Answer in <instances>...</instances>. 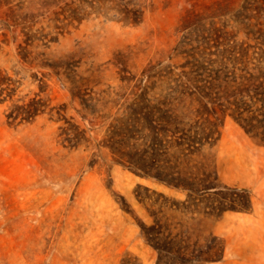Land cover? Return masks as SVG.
<instances>
[{"label":"rangeland","instance_id":"374dc122","mask_svg":"<svg viewBox=\"0 0 264 264\" xmlns=\"http://www.w3.org/2000/svg\"><path fill=\"white\" fill-rule=\"evenodd\" d=\"M124 5L139 8L141 20H123ZM262 29L263 0H0V71L13 98L38 96L47 106L14 124L10 101L0 102V264H154L140 230L153 223L150 211L174 232L224 245L220 260L203 264H264V143L231 115L221 116L212 144L179 165L215 173L223 197L211 190L188 199L98 145L140 93L151 104L164 99L166 78L145 69L170 66L169 78L197 61L213 68L216 52L240 43L256 61ZM49 108L85 128L88 141L64 142ZM139 185L150 200H137ZM152 191L167 202L159 207ZM221 202L233 208L209 212Z\"/></svg>","mask_w":264,"mask_h":264},{"label":"trees","instance_id":"16d2710c","mask_svg":"<svg viewBox=\"0 0 264 264\" xmlns=\"http://www.w3.org/2000/svg\"><path fill=\"white\" fill-rule=\"evenodd\" d=\"M98 3L89 2L90 5ZM121 11V18L127 22L136 23L142 18L139 8L125 6ZM217 30L214 28V32ZM259 35L264 39V29ZM259 45L263 47H259L256 61H252L249 46L240 43L216 52L217 57L207 63L216 64L213 68L197 61L196 69L190 67L169 78L166 74H171L170 66L165 73L153 68L145 69L143 75L149 78L160 75L166 78L168 88L164 99L151 104L148 92L140 93L134 107L129 106L127 113L118 117L117 123L111 124L98 145L108 148L116 160L140 176L187 191L188 199L204 197L211 190L223 197L216 192L215 173L202 171L195 174L179 165L202 146L216 140L219 121L226 114L264 143V40ZM14 92L11 78L0 71V102L10 101L5 114L10 123L28 122L45 112L47 106L40 97L19 100L13 98ZM186 99L190 101L185 103ZM85 101L80 97L82 108L88 109ZM49 111L57 113L58 119L63 121L60 135L64 142L77 147L88 141L86 129L63 116L59 108H49ZM138 188L134 191L137 200H150L149 188L140 185ZM152 192L161 198L159 207L167 202L162 192ZM228 204L211 205L209 212L233 208ZM247 208L245 204L240 205V209ZM150 214L154 218L153 223L140 224V230L145 241L156 251L154 264H203L222 258L224 245L216 248L213 243L215 236L204 241L192 239L183 232L172 231L158 219L156 212L150 211ZM121 264L140 263L122 260Z\"/></svg>","mask_w":264,"mask_h":264}]
</instances>
